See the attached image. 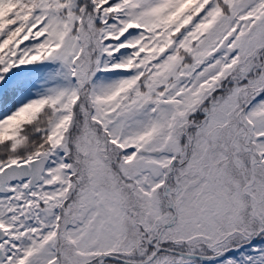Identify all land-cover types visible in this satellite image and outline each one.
<instances>
[{
    "label": "snow or ice",
    "instance_id": "1",
    "mask_svg": "<svg viewBox=\"0 0 264 264\" xmlns=\"http://www.w3.org/2000/svg\"><path fill=\"white\" fill-rule=\"evenodd\" d=\"M0 264H264V0H0Z\"/></svg>",
    "mask_w": 264,
    "mask_h": 264
}]
</instances>
